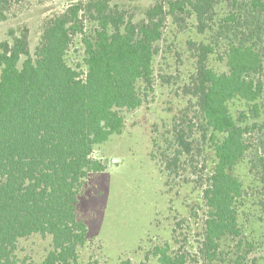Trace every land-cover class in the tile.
I'll list each match as a JSON object with an SVG mask.
<instances>
[{
  "label": "trees",
  "instance_id": "trees-1",
  "mask_svg": "<svg viewBox=\"0 0 264 264\" xmlns=\"http://www.w3.org/2000/svg\"><path fill=\"white\" fill-rule=\"evenodd\" d=\"M21 1L0 0V23ZM169 28L195 35L185 42L193 70L180 89L185 109L171 118L169 137H153L162 153L152 158L169 163L171 177L181 159L206 146L199 254L213 264L233 239L251 255L237 170L252 153L250 173L264 179V148L248 137L264 131V0H87L47 17L34 52L27 28L0 42V264H100L84 258L89 228L79 217L91 177L108 168L93 153L122 135L126 114L155 92V61ZM76 37L81 59L73 66ZM235 102L251 117L234 114ZM154 255L159 264H190L180 248Z\"/></svg>",
  "mask_w": 264,
  "mask_h": 264
},
{
  "label": "rangeland",
  "instance_id": "rangeland-1",
  "mask_svg": "<svg viewBox=\"0 0 264 264\" xmlns=\"http://www.w3.org/2000/svg\"><path fill=\"white\" fill-rule=\"evenodd\" d=\"M79 1L87 0H22L14 4L8 20L0 23V42L8 39V31L27 28L34 52L44 20ZM151 3L143 1L140 6ZM92 27L86 23L87 30ZM194 37L193 33L176 35L173 28L167 30L160 45L161 55L155 61V92L144 107L126 114L122 135L93 153L108 168L91 177L79 208V217L89 228L86 261L119 264L127 259L131 264H159L155 250L169 246L174 252L180 248L190 264H208L198 250L206 218L200 187L209 172L206 146L201 154L195 151L194 155L181 159L180 169L171 177L164 170L169 163L160 166L152 158L154 151L158 155L162 153L158 151L160 147H154L153 137H159L160 142L169 137L171 118L185 109L186 99L180 89L193 70L185 42ZM81 47L80 38H74L68 54L73 66L80 62ZM231 109L238 114L248 107L235 102ZM248 137L252 146L264 148L260 144H264V131ZM196 146L201 147V142L197 141ZM252 161L250 153L237 170V176L245 188L239 201L240 224L245 240L253 243L254 249L247 256L245 251L238 252L235 240L229 239L223 243V252L213 264H249L253 258L264 263V179L250 173ZM245 256V260L240 259Z\"/></svg>",
  "mask_w": 264,
  "mask_h": 264
}]
</instances>
